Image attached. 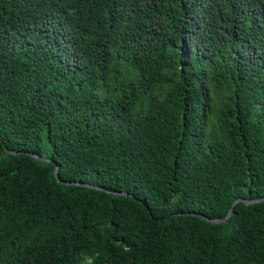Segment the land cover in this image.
<instances>
[{
  "label": "trees",
  "instance_id": "1",
  "mask_svg": "<svg viewBox=\"0 0 264 264\" xmlns=\"http://www.w3.org/2000/svg\"><path fill=\"white\" fill-rule=\"evenodd\" d=\"M258 197L264 0H0V264H264L187 213Z\"/></svg>",
  "mask_w": 264,
  "mask_h": 264
},
{
  "label": "water",
  "instance_id": "2",
  "mask_svg": "<svg viewBox=\"0 0 264 264\" xmlns=\"http://www.w3.org/2000/svg\"><path fill=\"white\" fill-rule=\"evenodd\" d=\"M7 152H12V151H9L8 149H6ZM14 153V152H12ZM35 157H37L38 159H41V160H47V161H51L50 159H47V158H44V157H39L37 155H34ZM54 176L55 178L57 179L58 182H61L63 184H84V183H81V182H68V181H63L59 178V175H58V165H55V169H54ZM87 186H92L90 184H85ZM96 188H102L100 186H95ZM125 193V192H124ZM126 194V193H125ZM264 200V197H258V198H254V199H244V198H237L234 200L233 204L231 205L229 211L227 212V214L224 216V217H218V218H210V217H207V216H204L200 213H197V212H187L188 214H192V215H198V216H201L202 218H205L206 220L210 221V222H213V223H219V222H222L224 220H226L227 218L230 217V215L233 213V209H234V206L236 203L238 202H244V203H253V202H258V201H262Z\"/></svg>",
  "mask_w": 264,
  "mask_h": 264
}]
</instances>
